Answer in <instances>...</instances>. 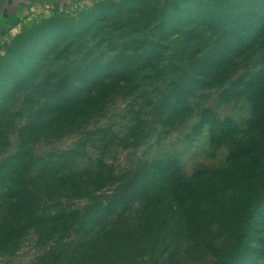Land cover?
Returning a JSON list of instances; mask_svg holds the SVG:
<instances>
[{"label":"trees","instance_id":"16d2710c","mask_svg":"<svg viewBox=\"0 0 264 264\" xmlns=\"http://www.w3.org/2000/svg\"><path fill=\"white\" fill-rule=\"evenodd\" d=\"M219 1L209 13V28L219 33L208 37L209 50L157 36L160 16L153 24L130 11L123 21L114 0L108 13H94L106 4L99 3L67 18H87L92 30L69 37L66 50L44 53L55 68L31 76L39 95L29 97L28 115L25 106L11 111V100H0V257H15L34 236L38 253L27 264H181L176 244L190 235L197 242L191 248L203 246L208 255L197 264L264 260V38L255 47L264 19ZM63 20H39L6 44L0 60ZM116 27L121 35L108 44L118 52L106 56L101 33ZM212 93L216 103H248L249 113L220 116L219 104L198 100ZM118 100L125 105L115 113ZM189 118L192 133L207 127L225 164L186 173L170 153L115 164L121 150H136ZM16 120L23 122L11 143ZM67 136L75 137L71 147L35 152L37 142ZM212 219L222 225L209 239Z\"/></svg>","mask_w":264,"mask_h":264},{"label":"rangeland","instance_id":"374dc122","mask_svg":"<svg viewBox=\"0 0 264 264\" xmlns=\"http://www.w3.org/2000/svg\"><path fill=\"white\" fill-rule=\"evenodd\" d=\"M40 1V2H39ZM112 0H0V55H3L6 50V44L9 43L17 34L22 33L31 28L39 20L48 19L52 16H60L63 21L50 23L49 26L41 29L38 32L28 36L26 40L21 41L17 47L10 50H17L10 53L9 56L0 60V100L8 98L11 104V111H16L19 107L24 108L25 115H28V106L33 105L31 98L36 99L39 94H35L36 89L34 84L37 82L31 78L40 71L43 66L44 71L48 68L54 69L51 61H46L44 53L52 50H66L65 43L71 36L81 34L87 35L92 27L89 24V19L80 18L77 21L68 20V17H78L81 11L93 8L96 4L106 3L102 8H97L94 13L100 10L110 12L112 9ZM121 2V6L117 8L119 13L125 15L123 21L129 19L126 16L130 11L140 13L139 17H149L155 22L157 17H161L158 22L159 27L153 32L157 36L164 39H171L178 46L186 45L187 50H209L206 44L209 36H218L219 33L214 32L209 28L211 17L209 13L213 12L214 5L219 0H114ZM232 4H236L241 9L243 8L247 14L249 11L253 18L264 19V0H230ZM208 11V14L206 13ZM103 14V13H101ZM135 16V15H134ZM112 18V17H111ZM120 17H117L118 19ZM126 18V19H125ZM246 18V17H244ZM67 19V20H66ZM119 26L121 25L122 19ZM157 22V21H156ZM227 21L226 26L229 25ZM231 23V22H230ZM264 25V21H261ZM74 27V28H72ZM264 28V27H263ZM109 32L101 33L102 48L107 51L106 56L117 54V50H112L108 42L109 37L121 32L116 29H107ZM203 32V33H202ZM77 33V34H76ZM216 33V32H215ZM104 34V35H103ZM200 41L197 42V38ZM264 32L258 35V41L255 47L259 50V42L262 43ZM197 42V45H196ZM86 46V50L87 51ZM109 49V50H108ZM70 50V49H67ZM46 54V53H45ZM65 54V53H64ZM64 54L62 56H64ZM47 62V63H46ZM242 69L236 68L233 78L240 74ZM41 72V71H40ZM40 76V75H39ZM114 76V75H112ZM109 78V76H108ZM38 79V78H37ZM32 82L30 83V81ZM27 84V85H26ZM29 85V87L26 86ZM217 93H212L207 99L198 98L201 104L215 107L219 104L217 111L220 116L231 114L235 119L240 120L246 117L249 113V104L232 101L229 104L216 103ZM197 98V97H196ZM28 105V106H27ZM125 103L118 100L115 113L124 108ZM8 110V109H7ZM33 110V109H32ZM194 118H189L177 125L173 130L167 132H159L153 134L150 138L142 142L136 150H121L117 154L116 163L118 167L134 166L139 162L151 160L154 157L162 156L166 153L174 154L180 161L186 173H190L197 165H219L224 163L223 150H215L210 143V136L207 127H204L201 132H191V127ZM23 120H16L13 129L9 131L7 137L11 143L17 142V128ZM164 128H167L166 126ZM75 137L67 136L59 141L52 143H44L39 141L35 145V152L38 154L50 149H67L73 145ZM7 153V152H6ZM211 231L206 236L210 239L212 233L218 232L222 222L212 219L210 224ZM186 235L180 238L176 244L178 260L181 264H197L208 257L203 246L198 244L195 248H191L192 243ZM221 235L215 239L219 240ZM34 236L24 244L13 258L0 257V264H27L35 258L38 249L34 246ZM202 241H199L201 244ZM204 250V251H200ZM248 261H242L240 264H246ZM255 264L254 262H248ZM256 264H264V260Z\"/></svg>","mask_w":264,"mask_h":264}]
</instances>
